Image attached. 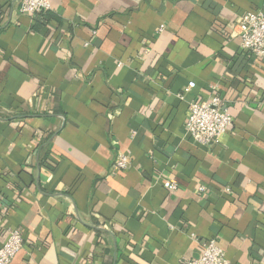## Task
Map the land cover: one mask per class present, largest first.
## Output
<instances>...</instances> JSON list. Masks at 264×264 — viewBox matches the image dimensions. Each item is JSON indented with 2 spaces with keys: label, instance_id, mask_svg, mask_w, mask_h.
<instances>
[{
  "label": "crops",
  "instance_id": "1",
  "mask_svg": "<svg viewBox=\"0 0 264 264\" xmlns=\"http://www.w3.org/2000/svg\"><path fill=\"white\" fill-rule=\"evenodd\" d=\"M18 2L0 0V245L24 238L10 264H186L209 238L229 264H264V58L227 28L264 0H49L60 22L39 30ZM213 85L232 124L203 146L184 122ZM118 152L130 165L112 174Z\"/></svg>",
  "mask_w": 264,
  "mask_h": 264
},
{
  "label": "built area",
  "instance_id": "2",
  "mask_svg": "<svg viewBox=\"0 0 264 264\" xmlns=\"http://www.w3.org/2000/svg\"><path fill=\"white\" fill-rule=\"evenodd\" d=\"M50 7L49 0H19L18 11L32 15ZM229 35L239 39L240 50L247 56L264 58V12L262 10H249L240 14L236 21L227 26ZM194 86L189 82L178 97L184 96ZM217 85L211 87L206 98H191L188 101V112L184 128L189 137L203 146L217 143L226 134L232 124V118L227 110L222 109V99L217 92ZM130 165V157L126 152H118L110 166V173L117 174ZM163 187L168 191L177 189L176 182L167 179ZM199 189H203L201 186ZM229 192V188L226 187ZM23 234L20 229L6 228L4 239L0 245V264H10L15 255L23 247ZM199 251L191 257L186 264H229L224 250L219 246L216 238H209L198 242Z\"/></svg>",
  "mask_w": 264,
  "mask_h": 264
},
{
  "label": "trees",
  "instance_id": "3",
  "mask_svg": "<svg viewBox=\"0 0 264 264\" xmlns=\"http://www.w3.org/2000/svg\"><path fill=\"white\" fill-rule=\"evenodd\" d=\"M31 16L34 20V24L32 26L33 30H39L42 26H45L50 21H55L56 23L60 22L59 16L49 9L38 11Z\"/></svg>",
  "mask_w": 264,
  "mask_h": 264
}]
</instances>
